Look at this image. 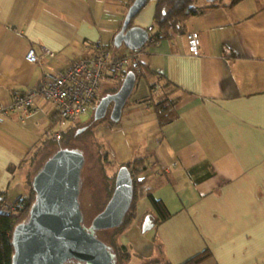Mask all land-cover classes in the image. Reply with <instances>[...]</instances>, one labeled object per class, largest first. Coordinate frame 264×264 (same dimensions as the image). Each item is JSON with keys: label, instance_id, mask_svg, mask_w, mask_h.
<instances>
[{"label": "crops", "instance_id": "1", "mask_svg": "<svg viewBox=\"0 0 264 264\" xmlns=\"http://www.w3.org/2000/svg\"><path fill=\"white\" fill-rule=\"evenodd\" d=\"M130 1L0 0V108L10 107L15 93L50 82L91 54L98 41L117 53L132 52L115 45ZM157 3L150 0L133 26L155 31ZM209 5L215 7L170 39L152 43L148 31L149 43L140 50L145 75L136 79L120 120L101 119L102 144L115 163L148 160L149 185L172 216L144 233L146 217L155 213L144 198L121 241L150 259L158 236L172 264L206 250L213 259L205 264H264V0L197 1L200 9ZM192 32L199 35L198 56L189 50ZM225 47L235 57L225 56ZM31 49L41 57L37 64L27 61ZM45 49L55 56L44 55ZM159 75L173 87L153 89ZM166 98H179L178 117L161 126L152 106ZM19 116L13 111L0 119V194L6 212L31 193L38 169L59 151L63 138L83 126L80 119L69 122L71 132H64L68 122L60 120L53 101L42 98L24 121L18 122Z\"/></svg>", "mask_w": 264, "mask_h": 264}, {"label": "water", "instance_id": "2", "mask_svg": "<svg viewBox=\"0 0 264 264\" xmlns=\"http://www.w3.org/2000/svg\"><path fill=\"white\" fill-rule=\"evenodd\" d=\"M150 0H135L122 32L115 45H125L132 51L142 50L150 40L148 30L129 28L128 24ZM136 77L128 74L119 92L100 103L97 119L105 118L112 103L111 120L118 122L129 102ZM85 156L80 150L61 149L51 157L35 176V202L29 217L14 230L12 264H117V255L98 237V232L119 228L129 213L134 200V185L130 171L119 169L115 190L104 210L90 226L84 223L81 210V176ZM154 227V219L147 216L143 232Z\"/></svg>", "mask_w": 264, "mask_h": 264}, {"label": "trees", "instance_id": "3", "mask_svg": "<svg viewBox=\"0 0 264 264\" xmlns=\"http://www.w3.org/2000/svg\"><path fill=\"white\" fill-rule=\"evenodd\" d=\"M134 1L135 0H131L130 3L128 4L129 9L133 5ZM157 1L158 3L155 14V26H154L156 30L151 32L152 33L151 40L156 43L162 40L172 38L175 32L184 33L185 32L184 27L186 22H188L190 19L196 16H199L205 9L210 10L215 7V5H209L204 9L203 8L200 9L197 6L198 0H157ZM133 21L134 20H131L129 22L128 24L129 28L134 27ZM125 23L126 20L124 21L123 27ZM105 48L114 51V47L105 46ZM95 51H96V46H94L93 48V52ZM223 53L227 57H235V53L231 50H228L226 47L223 49ZM128 74L134 75L136 79H140L145 75V73H143L141 69H137V70L127 69L125 73H122V76L126 78ZM150 75L155 76L156 74L153 75V73H151ZM158 78L161 84L160 82L152 84L153 89L157 88L158 86H161L163 88L165 86L173 87L172 84L169 83V81H167L161 75H159ZM124 80L120 82H115L114 87H112L113 94L119 92ZM107 82H113V80L107 78ZM99 94L100 93H98L96 97L97 100L100 97ZM178 100L179 98L178 99L166 98V99H162L157 103H154L153 106L151 104L149 105L150 107L152 106L154 108V111L157 113L161 126H166L177 119L178 115L175 111V106ZM145 101H149V100H145ZM61 149H64L63 145H60L58 147V150ZM107 159L108 157L106 158V160ZM44 165H42L38 170L40 171L44 167ZM109 166L111 168L113 167V169L116 167L117 171L113 175H109L107 173L104 174L108 188L107 189L108 198L106 204L112 197L115 187L116 176L119 169L122 167H126L130 171V174L132 176L133 185H134V200L131 209L127 214L122 226L119 228L98 232V237L103 241H105V243H107V245H109L112 251L117 255V264H131L134 258L137 259L138 264H172L168 260H166L165 256L163 255L164 252L163 245L161 240L158 238V236H155L153 238L156 256L150 259H145V258L141 259V257H138L136 254L132 252L130 247L126 246L121 241V236L130 229L132 223L137 218L138 202L144 198L149 199V201L152 204V208L155 212L153 214V218L155 221L154 222L155 229L172 217L169 211L167 210L165 204L161 200L155 198L154 196L155 188L149 185L147 171L151 169V164L149 163L148 160L144 158L136 157L131 162L126 163L124 165H118L117 163H115L114 160L112 161L109 160ZM34 202H35V191L33 189V185L31 188V193L28 196L20 197L17 200V203L14 206L13 211L9 210L6 212L2 208V206L5 203V200L2 197V194H0V264H12V258L14 255V247L12 245L14 230L20 223L28 219L31 207ZM103 234L105 235V237L103 236ZM212 259H213L212 253L209 250H206L190 258L183 264H205L206 262H209ZM67 264H82V263L73 260L68 262Z\"/></svg>", "mask_w": 264, "mask_h": 264}, {"label": "built area", "instance_id": "4", "mask_svg": "<svg viewBox=\"0 0 264 264\" xmlns=\"http://www.w3.org/2000/svg\"><path fill=\"white\" fill-rule=\"evenodd\" d=\"M148 31L151 33L153 28H149ZM187 40L190 52L194 56H198L199 35L192 32L187 35ZM95 46L96 54L73 62L58 76L50 77V82H44L40 87L30 92L15 93L10 107L0 108V119L15 111L20 113L18 122H22L32 113L35 104L42 98L55 103L62 122H76L91 110L107 78L117 79L124 69H128L129 65L133 70L141 67L140 50L117 53L106 49L100 41L96 42ZM44 55L55 56L47 49H45ZM27 61L37 64L41 61V57L31 49L27 55ZM55 138L61 140L62 135L56 134Z\"/></svg>", "mask_w": 264, "mask_h": 264}, {"label": "rangeland", "instance_id": "5", "mask_svg": "<svg viewBox=\"0 0 264 264\" xmlns=\"http://www.w3.org/2000/svg\"><path fill=\"white\" fill-rule=\"evenodd\" d=\"M231 2L232 0H223L224 4H230ZM111 85L114 86L115 84L113 82H107L99 92L101 98L98 101L99 104L111 96L112 88H109ZM111 110L112 109L109 110V113ZM95 111L96 109H91L88 113L81 116L80 121L83 123V126L74 129L72 132H68L69 128L73 127L69 122L62 125L64 132H71L70 135L63 138L62 144L68 149L80 150L84 154L86 160L81 176L80 204L84 223L87 224V226H90L92 220L100 214L106 206L108 188L104 174H113L115 172L113 167L111 168L109 166V160L112 161L113 158L102 144L103 136L100 132H102V129L105 127V122L100 120V118L99 120L97 119ZM110 120L111 119L108 117L106 122H110ZM107 157L108 159L106 160ZM103 236L105 237L104 234ZM131 264H138L137 259L134 258Z\"/></svg>", "mask_w": 264, "mask_h": 264}, {"label": "bare ground", "instance_id": "6", "mask_svg": "<svg viewBox=\"0 0 264 264\" xmlns=\"http://www.w3.org/2000/svg\"><path fill=\"white\" fill-rule=\"evenodd\" d=\"M134 2H135V1H134ZM136 17H137V16H136ZM136 17H135V18H136ZM135 18H134V19H135ZM134 19H133V20H134ZM95 44H96V43L93 44V46H92V50H93ZM137 51H138V50H137ZM134 52H136V51H134ZM93 54H96V53H95V52H92L91 54H89V55H87V56H90V55H93ZM77 61H79V60H77ZM128 69H131V65L128 66ZM125 72H126V69H124V70L122 71V73H125ZM124 79H125V78L122 76V74H120V75L117 77V79H113V83L115 84L116 81H117V82H120V81H123ZM96 100H97V99H96ZM80 118H81V117H80ZM80 118H79V119H80ZM79 119H78V120H79ZM96 122H97V120H96ZM55 140H56L57 142L59 141V140H57L56 138H55ZM60 141H61V140H60ZM60 141H59V142H60ZM109 175H110V174H109ZM114 190H115V187H114ZM113 193H114V192H113ZM112 195H113V194H112ZM7 211H9V210H7ZM102 211H103V210H102ZM102 211H101V212H102Z\"/></svg>", "mask_w": 264, "mask_h": 264}, {"label": "flooded vegetation", "instance_id": "7", "mask_svg": "<svg viewBox=\"0 0 264 264\" xmlns=\"http://www.w3.org/2000/svg\"><path fill=\"white\" fill-rule=\"evenodd\" d=\"M99 105H100V104H99ZM99 105H98V106H99ZM98 106H97V107H98ZM112 108H113V107H111V105H110L109 108L107 109V112H106V116H105V117H107V114L109 113V110L112 109ZM96 110H97V108H96ZM95 112H96V111H95ZM111 113H112V110H111V112L109 113V119H111ZM144 223H145V222H144Z\"/></svg>", "mask_w": 264, "mask_h": 264}]
</instances>
